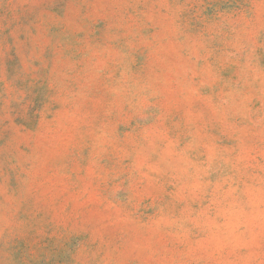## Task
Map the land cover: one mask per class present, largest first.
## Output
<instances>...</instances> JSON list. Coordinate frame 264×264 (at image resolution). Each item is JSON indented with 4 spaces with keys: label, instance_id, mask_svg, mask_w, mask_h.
<instances>
[{
    "label": "rangeland",
    "instance_id": "rangeland-1",
    "mask_svg": "<svg viewBox=\"0 0 264 264\" xmlns=\"http://www.w3.org/2000/svg\"><path fill=\"white\" fill-rule=\"evenodd\" d=\"M0 264H264V0H0Z\"/></svg>",
    "mask_w": 264,
    "mask_h": 264
}]
</instances>
